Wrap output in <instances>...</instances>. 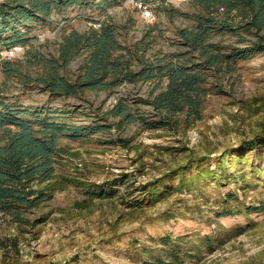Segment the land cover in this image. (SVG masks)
Here are the masks:
<instances>
[{
    "label": "trees",
    "instance_id": "1",
    "mask_svg": "<svg viewBox=\"0 0 264 264\" xmlns=\"http://www.w3.org/2000/svg\"><path fill=\"white\" fill-rule=\"evenodd\" d=\"M123 1L0 0V52L17 46L24 50L23 60H3L0 56V73L6 79H17L22 90L38 88L54 101L79 98L86 91L110 96L125 84L156 82L146 98L138 99L149 105L150 111L140 112L117 97L104 114L103 122L93 120L90 124L73 123L71 114L76 110L65 104L59 107L22 104L16 96L4 93L0 86V213L10 215L14 223L30 227L41 223V220L31 222L23 213L50 200L55 191L64 190L70 182L86 189L88 207L96 200L116 197L123 202L140 191L143 195L128 203L129 208L137 209L173 192L192 189L203 192L210 184L219 187L238 178L245 195L253 186L244 178L245 169L264 174V164L248 165L249 154L264 157L261 152L264 151V127L259 134L241 140L236 148L228 147L213 158L210 150L203 155L192 154L184 164L137 188L131 185L123 193L116 187L126 182L124 173L99 185L56 174L57 158L68 152L60 146L61 139H90L96 133H109L111 128L120 130L136 122L144 129L153 130L174 131L181 124L190 126L201 119L204 100L212 90L207 87L211 75L219 79L222 73L232 74L237 62L264 53V0H192L186 2L190 11L167 3L168 0H141L150 4L156 15L187 22L175 27L173 50L157 49V40L163 37L157 22L145 26L140 37L129 42V28L135 21L128 18L127 22H119L109 14L99 29H63L55 41L54 52H41L39 47L48 45V41L34 44L38 39L33 29L39 24L51 25L53 14L76 9L78 15L86 14L93 21L97 14L103 15L108 8L119 6ZM225 34L234 36L236 43L244 46L222 45L215 40L217 35ZM81 56L80 65L72 70L71 64ZM108 116L117 121L108 122ZM98 142L122 149H129L131 144L129 139L120 136ZM232 169L236 171L234 174L229 172ZM219 206L220 210L214 213L221 217L264 212V204L246 206L238 201L237 192L220 196ZM235 230L240 232L242 228ZM11 241L17 246L16 238ZM216 243L219 241L210 235L192 242L187 236L174 238L167 234L158 238L156 249L144 251L148 260L139 262L199 264L201 252L215 251Z\"/></svg>",
    "mask_w": 264,
    "mask_h": 264
},
{
    "label": "rangeland",
    "instance_id": "2",
    "mask_svg": "<svg viewBox=\"0 0 264 264\" xmlns=\"http://www.w3.org/2000/svg\"><path fill=\"white\" fill-rule=\"evenodd\" d=\"M173 5L190 11L189 3ZM117 7L108 8L105 14L119 22L133 19L128 41H135L147 25L140 22L133 7ZM154 15L163 31V37L157 40V49H175V27L187 22ZM85 16L73 10L52 16L51 25L39 24L33 29V35L44 36L34 42L35 46L48 41V45L39 47L41 52H54L55 41L59 40L63 29L83 31L89 27L92 20ZM215 40L222 45L244 46L228 34L217 35ZM82 58L71 64L72 70L77 69ZM21 59L23 55L17 58ZM209 78L207 87L212 90L204 100L201 119L194 124H181L177 130L167 131L144 129L136 122L120 130L111 128L109 133H96L90 139H61L60 146L68 152L57 158L56 174L99 185L124 173L126 182L116 187L123 193L131 185L137 188L170 168L184 164L192 154L203 155L210 150L213 158L228 147L236 148L241 140L259 134L264 127V53L237 62L232 74ZM155 84L154 81L138 82L136 86L125 84L110 96L86 91L79 98L50 101L38 88L22 90L17 79H6L0 73L4 93L16 96L17 101L26 105L59 107L65 104L76 110L71 114L76 124H90L93 120L102 123L104 114L117 97L125 99L133 109L139 108L140 112L150 111L151 107L138 99L146 98ZM107 119L108 122L117 121L110 116ZM116 136L129 139V149L98 142ZM261 152L264 155V151ZM248 157V165L264 164V157L253 153ZM78 164L81 166L77 167ZM211 166L214 169L213 163ZM244 172V178L253 185L245 195L238 178L219 187L210 184L203 192L193 189L173 192L154 204L137 209L129 208L128 203L142 196L140 191L123 202L116 197L96 200L88 207L86 189L73 182L66 183L64 190L55 191L50 200L23 213L31 222L41 220L35 227L21 226L14 223L10 215L0 213V264H140L139 260H148L144 251L156 249L158 238L167 234L174 238L187 236L192 242L205 235L216 238L219 241L217 249L201 252L199 264H264V212L226 217L214 213L220 210V196L227 192H237V200L246 206L264 204V174L250 173L249 169ZM78 203L80 206L76 205ZM237 228L242 230L234 231ZM13 238L17 246L12 243Z\"/></svg>",
    "mask_w": 264,
    "mask_h": 264
},
{
    "label": "built area",
    "instance_id": "3",
    "mask_svg": "<svg viewBox=\"0 0 264 264\" xmlns=\"http://www.w3.org/2000/svg\"><path fill=\"white\" fill-rule=\"evenodd\" d=\"M192 0H168L167 3H176L177 5L179 4H183L186 2H189ZM128 6L133 7L135 10H137L138 15H139V20L142 24L144 25H150L155 23L156 18L155 15L153 13V10L150 6V4L143 2L141 0H125L121 3V5H119L117 8H126ZM106 14L103 15H99L98 17L95 18V20H93L92 22H89L88 25L89 27H93L94 29H99L101 27V24L103 22V20L106 18ZM38 41L42 38H44V36H36ZM23 48L22 47H12L10 49L7 50H3L0 52V56L1 59L3 60H12V59H17V58H21V56L23 55ZM116 100H113L112 103H115ZM81 165L78 164L77 167H80Z\"/></svg>",
    "mask_w": 264,
    "mask_h": 264
},
{
    "label": "crops",
    "instance_id": "4",
    "mask_svg": "<svg viewBox=\"0 0 264 264\" xmlns=\"http://www.w3.org/2000/svg\"><path fill=\"white\" fill-rule=\"evenodd\" d=\"M74 11H76V9H74ZM55 15H57V14H53V16H55Z\"/></svg>",
    "mask_w": 264,
    "mask_h": 264
}]
</instances>
